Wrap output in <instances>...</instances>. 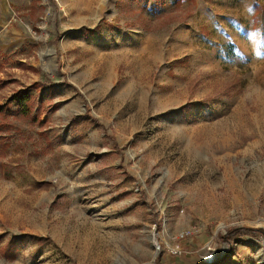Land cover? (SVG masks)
I'll list each match as a JSON object with an SVG mask.
<instances>
[{"label": "rangeland", "instance_id": "rangeland-1", "mask_svg": "<svg viewBox=\"0 0 264 264\" xmlns=\"http://www.w3.org/2000/svg\"><path fill=\"white\" fill-rule=\"evenodd\" d=\"M210 254L264 264V0H0V264Z\"/></svg>", "mask_w": 264, "mask_h": 264}, {"label": "built area", "instance_id": "built-area-1", "mask_svg": "<svg viewBox=\"0 0 264 264\" xmlns=\"http://www.w3.org/2000/svg\"><path fill=\"white\" fill-rule=\"evenodd\" d=\"M191 232H192V230H189V229L181 230V231L178 233V235L176 236V240L181 241L183 238H186L188 235H190ZM209 250L212 251L211 249H209ZM169 251H170V253H172V254H174V255H177V254H179L182 250H181V246H180V244H179V243H175L173 246H171V247L169 248ZM212 254H213V253H212ZM212 254L208 255V256H207L208 258H206V257L203 258V260H204L205 263L210 264V263H212V262L214 261V258H215V257H213V258H210V257H209V256H211Z\"/></svg>", "mask_w": 264, "mask_h": 264}, {"label": "trees", "instance_id": "trees-1", "mask_svg": "<svg viewBox=\"0 0 264 264\" xmlns=\"http://www.w3.org/2000/svg\"><path fill=\"white\" fill-rule=\"evenodd\" d=\"M15 97L18 99V100H20V99H22V98H26V99H29V97L30 96H28L27 94H25V92H17V94L15 95ZM233 229H231L230 231H232ZM255 231L256 230H258L259 231V229H254Z\"/></svg>", "mask_w": 264, "mask_h": 264}, {"label": "snow or ice", "instance_id": "snow-or-ice-1", "mask_svg": "<svg viewBox=\"0 0 264 264\" xmlns=\"http://www.w3.org/2000/svg\"><path fill=\"white\" fill-rule=\"evenodd\" d=\"M248 11H249V12H251V11H252V9H251V8H249V9H248Z\"/></svg>", "mask_w": 264, "mask_h": 264}, {"label": "crops", "instance_id": "crops-1", "mask_svg": "<svg viewBox=\"0 0 264 264\" xmlns=\"http://www.w3.org/2000/svg\"><path fill=\"white\" fill-rule=\"evenodd\" d=\"M31 0H28V2H30Z\"/></svg>", "mask_w": 264, "mask_h": 264}, {"label": "bare ground", "instance_id": "bare-ground-1", "mask_svg": "<svg viewBox=\"0 0 264 264\" xmlns=\"http://www.w3.org/2000/svg\"><path fill=\"white\" fill-rule=\"evenodd\" d=\"M154 244H155V243H154ZM212 257H214V255H213Z\"/></svg>", "mask_w": 264, "mask_h": 264}]
</instances>
